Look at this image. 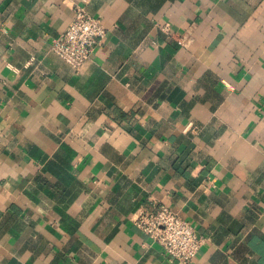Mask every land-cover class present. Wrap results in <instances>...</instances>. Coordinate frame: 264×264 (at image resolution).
<instances>
[{
    "label": "crops",
    "instance_id": "1",
    "mask_svg": "<svg viewBox=\"0 0 264 264\" xmlns=\"http://www.w3.org/2000/svg\"><path fill=\"white\" fill-rule=\"evenodd\" d=\"M160 205L189 264H264V0H0V264H182L132 221Z\"/></svg>",
    "mask_w": 264,
    "mask_h": 264
},
{
    "label": "built area",
    "instance_id": "2",
    "mask_svg": "<svg viewBox=\"0 0 264 264\" xmlns=\"http://www.w3.org/2000/svg\"><path fill=\"white\" fill-rule=\"evenodd\" d=\"M106 34L107 28L101 18L80 9L67 28L52 40L50 49L79 71ZM132 221L170 257L182 264H189L205 242L190 220L166 205L149 211L140 209L133 214Z\"/></svg>",
    "mask_w": 264,
    "mask_h": 264
}]
</instances>
